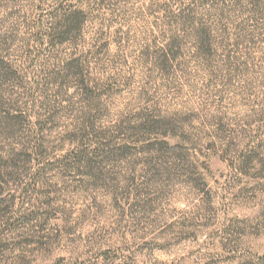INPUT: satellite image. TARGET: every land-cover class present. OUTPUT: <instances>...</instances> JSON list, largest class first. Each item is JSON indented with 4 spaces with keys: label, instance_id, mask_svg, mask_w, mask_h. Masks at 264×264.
<instances>
[{
    "label": "rangeland",
    "instance_id": "374dc122",
    "mask_svg": "<svg viewBox=\"0 0 264 264\" xmlns=\"http://www.w3.org/2000/svg\"><path fill=\"white\" fill-rule=\"evenodd\" d=\"M0 0V264H264V0Z\"/></svg>",
    "mask_w": 264,
    "mask_h": 264
},
{
    "label": "trees",
    "instance_id": "16d2710c",
    "mask_svg": "<svg viewBox=\"0 0 264 264\" xmlns=\"http://www.w3.org/2000/svg\"><path fill=\"white\" fill-rule=\"evenodd\" d=\"M64 1L67 0H59V4L55 9V14L52 15V20L55 22V26L57 28L63 27L65 33H72L76 31H80V26L83 24V20L81 19L82 11L80 10H71L69 11L65 5H63ZM257 141H263L264 135L256 136Z\"/></svg>",
    "mask_w": 264,
    "mask_h": 264
}]
</instances>
